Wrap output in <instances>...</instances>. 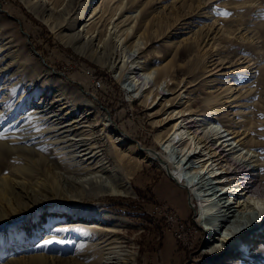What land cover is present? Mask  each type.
Here are the masks:
<instances>
[{"label": "rangeland", "instance_id": "1", "mask_svg": "<svg viewBox=\"0 0 264 264\" xmlns=\"http://www.w3.org/2000/svg\"><path fill=\"white\" fill-rule=\"evenodd\" d=\"M70 1L47 3L53 9H69ZM74 1L77 27L89 7L103 0ZM124 1L127 7L115 16L106 4L103 26L91 27L99 28L98 38L113 36L114 42H108L114 46L115 36L126 28L119 21L131 15L124 11L138 7L132 13L139 17L131 23L133 31L123 32V44L114 54L110 50L102 54L97 41L77 40L58 26L52 29L53 23L58 24L56 16L49 12L36 16L27 4L34 0H0V264H99L96 238L106 233L134 256L133 264H222L229 255L226 251L212 256L207 250L208 241L227 229L211 233L199 221L198 200L190 202L188 190L157 162L127 148L130 143L138 145L137 141L146 149L160 151L156 136L168 127L160 121L167 117L164 112L182 109L204 118L205 100L214 97L223 124L236 125L245 143L262 146L260 155H264V0ZM117 23L118 28H112ZM141 65L147 71L152 66L158 74L163 71V76H157L166 86L151 108L130 88L132 76L144 79ZM99 81L105 85L97 87ZM182 91L191 103L185 109L179 107ZM59 94H64L63 103L73 110L70 119L88 114L89 126L83 127L78 138L85 147L100 151L110 176L129 181L130 195L84 187L88 185L80 180L85 171L73 156L76 147L51 131L45 134L50 129L48 118L31 112L37 102L51 107ZM59 109L48 112L55 110L57 115ZM106 116L127 144L115 143ZM34 128L38 143L29 139ZM82 147L76 150L80 153ZM263 167L252 174L257 180L262 174L264 185ZM68 213L72 219L64 222ZM79 220L96 225L91 239H83L87 233L82 228L58 233L59 226ZM248 232L236 239L232 236L230 246L242 252ZM260 243L254 241V245ZM251 254L252 259L257 255Z\"/></svg>", "mask_w": 264, "mask_h": 264}, {"label": "bare ground", "instance_id": "2", "mask_svg": "<svg viewBox=\"0 0 264 264\" xmlns=\"http://www.w3.org/2000/svg\"><path fill=\"white\" fill-rule=\"evenodd\" d=\"M27 4L36 16L44 15L45 13L48 14V12L56 16L58 24L53 23L51 26L52 29L58 26L65 33L67 30L70 36L72 34L75 35L77 40H87L88 43L92 44L93 41H97L95 45L97 49L102 50V54L108 53L109 50L114 54L117 46L123 44V32H126L127 35L128 33L130 34L133 31V25L131 23L138 17L132 15L138 9L136 6H131L124 11L126 14L131 13V15L123 14L122 17L124 15L125 17L119 21V26L122 25L126 28H124L122 34L115 36L117 39L115 40L116 44L114 47L108 42H114L111 39L113 36L109 38V34L107 40H105L106 38L102 39V37L98 38V34L95 32L99 28L95 27L92 30L91 27L96 26L98 23L102 24L104 12L110 7L113 15L119 11L121 13L127 7L125 6L124 0H103L98 6L89 7V10L84 13L85 15L80 18L81 21L77 27L76 23L78 20L76 17L77 12L74 11V0L70 1L69 9H53V7H49L47 0H34V2ZM102 4H104V7L101 6ZM106 4L108 8L106 7V10H104ZM100 12L102 13L100 14ZM98 13L100 15L97 17L96 15ZM100 26H103V24ZM112 28H118V23L114 24ZM123 58L125 63L127 56L123 55ZM2 61L1 59L0 62ZM141 71L140 75L144 79L134 75L131 77L132 82L129 85L133 95L139 97L141 102L151 108L157 101L156 97L162 92L160 89L166 86L165 81L160 83L157 76L160 73L163 76V71L158 74L155 66H152V69L149 71L142 66ZM165 71V76H167L168 71ZM0 72L2 71L0 70ZM116 76L118 77L120 74H116ZM151 81H153L152 84ZM100 83V81L97 82V84ZM85 93L88 94L87 92ZM181 93L183 94V100L179 107L185 109L184 107L191 105L189 102L190 98L186 96L188 94L185 91ZM64 99V94L57 95L54 103H51V107H47L48 103H43L42 105L37 102L31 113L33 115L42 113L43 116L48 118L50 129H47L45 134L51 131L62 142L66 144L70 143L71 146L76 147L74 150L77 154L73 156L78 157L79 165L85 171L83 180H80L81 183L84 181L88 185L84 187H89L90 189L96 187L100 190L97 193L130 195L133 191L129 181L120 176L116 178L110 176L108 173V162L106 163L100 151L95 146L87 145L85 147V142L78 138L83 127L89 126L86 120L88 114H86V117L83 116L85 121H83V117L70 119L73 110L70 109L71 106L68 102L63 103ZM157 99L159 100L161 98L158 97ZM205 105L204 118L198 117L197 119L191 114H187L188 111L182 109L164 112L167 114V117L160 121H164L162 124L168 125V127H165V130H160L158 136H156L160 151L146 149L137 141L136 143L138 145L135 143L128 144L127 151L144 157L147 161L157 162L161 169L167 172L170 178L188 190L190 202L194 199L196 201L198 200L201 217L199 221L208 225L211 233L213 232L214 235H217L219 230L227 229L223 234L219 233V238L213 237L215 240L212 242L211 240L208 241L210 245L207 250L212 256L227 253L226 251H228L229 255L222 260V264H264V250H260L261 247H264V233L260 235L258 233L264 229V185L261 178L262 174L258 173V180L256 179L257 175L252 174V172H258L260 166H264V161H262L264 155H260L262 146L250 147L245 143L244 137H241L243 132L240 133L239 130H236V125L230 124L231 128L230 125L223 124L224 122L220 120L221 117H219L214 106V97L206 99ZM56 106L60 107L58 110L59 114L55 115V110L51 113L48 112ZM48 114L52 116H48ZM170 122L173 123L169 124ZM105 124L107 129L113 131L115 143L118 145L127 144L124 134L116 131L110 117L108 118L106 116ZM31 126V124L30 127L28 125V128L32 129ZM33 131V135L29 139L35 140L38 143L37 139L39 138H37L38 132L36 128ZM79 145L83 146L80 153L79 150H76ZM68 215L72 214L68 213L65 217L64 215L60 217H64V222H70L66 221L69 219ZM94 225H88L87 222L79 220L72 224L68 223V225L59 226L58 233L69 230L64 228H82L80 231L87 233V236L83 237V239H88L93 234L92 227H96ZM85 227H91L92 229H86ZM248 230L247 236L250 237L246 238V247L243 248V251L240 252L237 248L233 249L230 246L232 245L230 244L231 241H229L231 237L234 236L233 239H236L239 233H246ZM256 233H258V236L253 237ZM112 237L113 235L106 233L96 238V240L98 239L96 244L99 245L98 252H101L98 258L99 264H133L134 256L122 250L121 246L118 245V241ZM261 240H263V244L260 243L261 245L259 244V246L254 245V241L261 242ZM79 243L82 242L80 241ZM90 247H87V249ZM254 247L258 248L257 252L253 251ZM84 248L81 247V251L85 250ZM252 252L257 253L253 259L251 258L253 255L251 254Z\"/></svg>", "mask_w": 264, "mask_h": 264}, {"label": "snow or ice", "instance_id": "3", "mask_svg": "<svg viewBox=\"0 0 264 264\" xmlns=\"http://www.w3.org/2000/svg\"><path fill=\"white\" fill-rule=\"evenodd\" d=\"M223 15L227 16L228 13L225 12ZM46 243H51V241H46Z\"/></svg>", "mask_w": 264, "mask_h": 264}, {"label": "built area", "instance_id": "4", "mask_svg": "<svg viewBox=\"0 0 264 264\" xmlns=\"http://www.w3.org/2000/svg\"><path fill=\"white\" fill-rule=\"evenodd\" d=\"M100 85H101V84H97V86H99V88L101 87Z\"/></svg>", "mask_w": 264, "mask_h": 264}, {"label": "trees", "instance_id": "5", "mask_svg": "<svg viewBox=\"0 0 264 264\" xmlns=\"http://www.w3.org/2000/svg\"><path fill=\"white\" fill-rule=\"evenodd\" d=\"M115 211V209H113ZM115 212H118V210H116Z\"/></svg>", "mask_w": 264, "mask_h": 264}]
</instances>
